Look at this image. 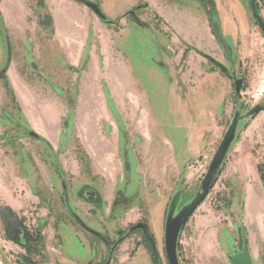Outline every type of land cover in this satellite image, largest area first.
I'll return each mask as SVG.
<instances>
[{"label":"rangeland","instance_id":"1","mask_svg":"<svg viewBox=\"0 0 264 264\" xmlns=\"http://www.w3.org/2000/svg\"><path fill=\"white\" fill-rule=\"evenodd\" d=\"M13 2L23 10L9 25L0 11V206L28 232L39 229L42 241L29 253L22 234L20 243L7 239L0 220V264H152L137 244L141 232L128 235L140 219L167 264L174 192L179 208L197 191L235 109L264 104V34L247 0H98L112 24L77 0ZM257 11L264 20L262 1ZM12 62L40 126L61 125L56 145L25 116L6 75ZM261 174L264 110L239 123L214 186L183 226L180 264H230L242 233L252 263L264 264ZM83 184L97 189L98 205L76 194ZM121 234L125 244L110 255L107 244Z\"/></svg>","mask_w":264,"mask_h":264},{"label":"water","instance_id":"2","mask_svg":"<svg viewBox=\"0 0 264 264\" xmlns=\"http://www.w3.org/2000/svg\"><path fill=\"white\" fill-rule=\"evenodd\" d=\"M255 0H251L252 13L264 33V22L260 16L255 12L253 4ZM86 4L93 10V12L102 20H106V16L101 11L99 6L93 2L86 1ZM217 40L224 45V41L218 33ZM229 48V47H228ZM230 57V55H229ZM211 58V57H210ZM215 63L225 71V68L215 60ZM242 80L234 78L233 87L235 94L240 93ZM261 104H256L248 110H243L242 107L235 109L232 119L216 149L212 155L207 169L200 181L197 191L195 194L185 201L183 205L177 208L178 201H180V190H176L171 198L168 206V211L164 220V251L168 264H180L178 256V243L183 226L192 215L194 210L202 203L205 197L208 195L211 188L214 186L223 165L225 163L228 152L230 151L234 141L237 138V129L239 123L247 118L256 115L259 111L263 110ZM28 134L34 138L41 139L34 131H28ZM141 227L143 232L147 234V226L141 221L132 227ZM242 249L239 252L234 253L229 257L230 264H253L252 258L249 253L248 245L244 236Z\"/></svg>","mask_w":264,"mask_h":264},{"label":"flooded vegetation","instance_id":"3","mask_svg":"<svg viewBox=\"0 0 264 264\" xmlns=\"http://www.w3.org/2000/svg\"><path fill=\"white\" fill-rule=\"evenodd\" d=\"M77 1H79L80 3H83L84 5H86L89 9H91L87 4H86V1H88V2H93V3H95V4H97L98 6H99V8L101 9V7H100V5H99V3H98V0H77ZM260 1H262L263 2V8H264V0H255L254 1V4H253V7H254V10H255V12L259 15V13H258V11H257V6H258V3L260 2ZM210 3V2H209ZM208 3V4H209ZM247 3H248V7H249V9H250V11H251V14H252V16H253V18L255 19V17H254V15H253V13H252V5H251V0H247ZM211 5H212V3H210ZM142 7V6H141ZM143 8V7H142ZM92 10V9H91ZM93 11V10H92ZM102 11V10H101ZM103 12V11H102ZM96 15V14H95ZM104 15L106 16V20H102V19H100L97 15V17L101 20V21H103V22H105V23H107V24H112V20L110 19V18H108L107 17V15L104 13ZM128 15L130 16V17H132L133 19H134V21L135 22H137V23H140V21L137 19V16L135 15V12H134V10L133 9H131V10H129L128 11ZM260 16V15H259ZM260 18H261V20L264 22V20L262 19V17L260 16ZM255 21H256V19H255ZM256 23H257V21H256ZM257 25H258V23H257ZM145 26V25H144ZM258 27H259V25H258ZM260 28V27H259ZM260 30H261V28H260ZM262 31V30H261ZM219 32H220V36H221V38L223 39V41H224V45L223 44H221L219 41V45H220V47H221V49H222V51L224 52V54L228 57V59H230V57H229V55H230V49L228 48L229 46L227 45V43H226V41H225V38L223 37V35H222V32L220 31V29H219ZM263 32V31H262ZM264 34V33H263ZM205 57V56H204ZM209 61H211L213 64H215L216 66H218L216 63H215V60L213 59V58H210V57H206ZM218 68H220L219 66H218ZM222 69V68H221ZM261 106H262V108H264V104H261ZM248 110V109H247ZM264 110V109H263ZM79 194L81 197H83L84 199H85V201H87V202H89V203H91L93 206L94 205H98L99 203H100V195H99V193H98V191H97V189L94 187V186H92V185H87V184H83V185H81L78 189H77V191H76V194ZM4 206H9V205H4ZM10 207V206H9ZM1 220V219H0ZM141 221H143L145 224H146V226H147V234H145L144 232H143V229L141 228V227H138V228H134V229H132V227L134 226V225H136L138 222H141ZM25 224V223H24ZM129 230H130V232L128 233V235H130V234H132V233H135L136 231L137 232H141V234H142V238L139 240L138 239V241H137V244H139V243H144L146 246H147V248H148V250H149V253H150V255H151V262H152V264H162V262H161V260H160V258L158 257V253H157V251H156V246H155V240H154V237H153V235L150 233V231H149V229H148V224H147V222L145 221V220H143V219H140V220H138V221H136L134 224H132V225H130V227H129ZM4 235H5V230H4ZM123 235L121 234L120 235V237L116 240V241H113L111 244H107V241H106V244L108 245V251H109V253H110V255L113 253V251L117 248V246L120 244V243H122L123 241H124V239H126V237H128L127 235L126 236H123ZM101 239H105V240H108L106 237H102ZM164 253H165V251H164ZM166 257V256H165ZM167 260V259H166ZM108 262V261H107ZM108 264H110V261H109V263ZM167 264H168V262H167Z\"/></svg>","mask_w":264,"mask_h":264},{"label":"crops","instance_id":"4","mask_svg":"<svg viewBox=\"0 0 264 264\" xmlns=\"http://www.w3.org/2000/svg\"><path fill=\"white\" fill-rule=\"evenodd\" d=\"M12 1L13 0H1L0 1V11H1V15L4 19L3 20L4 24L6 26L9 25L10 21L12 20V17H14V14L16 12H21V10H23V8H21V4L17 5L14 2L11 3L10 5L7 4L8 2H12ZM208 37L210 38V36H208ZM73 60H75V59H73ZM6 75L9 79L11 87L13 88L16 95L18 96L19 103L21 104V107L24 109V113H25V116L28 118V121L36 127L37 132L40 135H42L47 141H49V143L52 146L56 145L60 139L61 125L58 122H55L53 126L52 125L46 126L45 128L40 126L39 122L37 121V116H36L35 111H34L35 108L33 109V111L30 109V106H29L30 102L22 94V89L19 86L18 81L20 80L23 84H25V82L23 81V79L20 77V75L18 73L16 63L12 62V63L7 65ZM31 98L35 101V103L38 100L37 96H34V95H32ZM124 244H125V241H123L121 245H124Z\"/></svg>","mask_w":264,"mask_h":264},{"label":"trees","instance_id":"5","mask_svg":"<svg viewBox=\"0 0 264 264\" xmlns=\"http://www.w3.org/2000/svg\"><path fill=\"white\" fill-rule=\"evenodd\" d=\"M213 34L217 38L219 32L218 27H212ZM41 139H43L41 137ZM261 177L264 176L261 174ZM0 219L4 225L5 235L7 239L20 243L19 237L22 234L26 240L25 248L29 249V253H38L39 245L42 241V234L39 229L34 231H27L24 221L18 217L16 212L12 211L9 206H0Z\"/></svg>","mask_w":264,"mask_h":264}]
</instances>
